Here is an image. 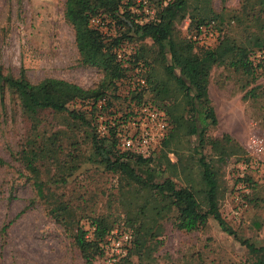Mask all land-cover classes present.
Segmentation results:
<instances>
[{
    "label": "rangeland",
    "instance_id": "obj_1",
    "mask_svg": "<svg viewBox=\"0 0 264 264\" xmlns=\"http://www.w3.org/2000/svg\"><path fill=\"white\" fill-rule=\"evenodd\" d=\"M242 1L182 0L180 7L171 14L170 35L175 38L187 37L194 31L196 20L212 12L221 15L224 21L232 13L240 12ZM63 3L64 0H0V66L14 74L23 68L31 82L53 77L83 88H102L106 95L100 105L105 102L107 106L106 111H95L96 120L92 124L96 123V133L101 135L108 128H114L115 131L124 128L136 138L139 130L147 125L140 112L142 107L164 112L154 106L134 105L130 94H127L128 84L121 85L119 89L106 87L97 69L79 66L72 29L62 17ZM221 28L227 33L224 24ZM250 30L258 31V25L251 26ZM229 31L237 39L245 40L239 28ZM132 43L137 49L145 50L149 48L150 40L135 37ZM150 51H141V58L144 57L150 63V78L153 82L164 80L161 63H152L153 53ZM242 83L243 80H238L225 66L211 69L208 96L213 105L216 124L208 127L207 134L215 138L222 134L228 135L245 152L249 138L258 137L262 140L259 165L256 167L252 164L254 170L251 168L250 172L253 179H257L253 193L255 202L243 211L242 225L231 226L240 238L248 239L255 246H264V77L259 76L248 85H258L259 88L255 89V95L247 93L244 98L242 95L247 88L242 89ZM4 104L5 114L0 122V228L4 224L6 228L3 233L0 232V264H87L72 245L69 231H65L48 216L43 202H33V189L25 179L26 171L21 167L17 155L27 130L26 122L21 120L7 94ZM79 106L75 104V107ZM123 113L127 114L124 116ZM120 115L124 117L120 118ZM41 117V131L60 130V140L56 144L62 145L64 152L71 149L69 141L77 137L79 130L84 129L81 126L79 130H69L67 120L60 114L45 112ZM164 134L149 140L142 148L144 155L155 147L150 155L154 161L160 162L164 176L171 177L177 186L201 190L200 167L196 161L198 156L193 149L194 139L176 131L175 135L169 137L168 145L161 150L160 141ZM231 146L233 151L227 149V143L220 141L212 150L209 146L202 149L205 161L216 173L217 206L225 220L229 208L234 204L227 194L231 178L238 171L239 165L247 163L241 160L247 153L244 155ZM80 149L84 153L89 152L87 144L81 145ZM221 149L223 153H220ZM61 157L59 155L56 159L43 161L45 168L40 169L43 179L44 176L54 177L59 174L57 164ZM45 170L47 173H43ZM48 192L53 196L62 194V199L71 204L73 220L85 229L90 219L98 215L117 226H125V215L131 220L135 218L132 228L142 221L145 230L136 235L139 249L130 256L134 264H250L254 258L243 246L223 233L211 218L207 220L204 230L188 234L178 232L171 226L170 221L174 216L172 209L162 211L153 220L151 207L155 205V199L151 192L126 183L119 175L103 172L85 158L66 176L65 183L58 181L51 184ZM197 197H200V193ZM256 224H259L258 228ZM115 230L122 231L117 228ZM120 258L114 264H124ZM88 264L111 263L107 262L102 253Z\"/></svg>",
    "mask_w": 264,
    "mask_h": 264
},
{
    "label": "trees",
    "instance_id": "obj_2",
    "mask_svg": "<svg viewBox=\"0 0 264 264\" xmlns=\"http://www.w3.org/2000/svg\"><path fill=\"white\" fill-rule=\"evenodd\" d=\"M164 1L165 5L162 6ZM145 2L153 11L158 8L156 13L145 14L142 3L135 0H64L62 17L72 29L79 66L97 69L101 73V82L106 87L119 89L121 85L128 84L127 94H130L134 105L154 106L164 112L166 131L160 141L161 150L168 145L169 137L175 135L176 131L194 139L193 149L198 156L196 161L200 167L201 190L177 186L171 177L164 176L160 162L154 161L150 155L155 147L144 155L119 148L114 128H108L104 135L96 133V123L92 124L96 120L95 111H106L107 106L105 102L100 105L106 95L102 88H83L53 77L31 82L23 68H19L14 74L0 66V122L5 114L4 97L7 94L21 120L26 122L27 130L25 129L17 155L21 167L26 171L25 179L33 189L32 200L43 202L48 216L65 231H69L72 245L87 264L94 257L102 255L101 243L104 237L116 228L130 235L126 254L120 259L124 264H134L130 256L139 249L140 243L136 235L145 230L142 221L132 228L135 218L131 220L125 215V226L121 224L123 227H118L121 225H113L98 215L90 219L88 228L85 229L73 220L70 202L63 200L62 194L53 196L48 192L51 184L58 181L65 183L66 176L85 158L95 163L103 172L119 175L126 183L151 192L155 199V205L151 207L153 220L162 211L172 209L174 216L170 221L171 226L178 232L188 234L204 230L207 220L211 218L223 233L254 257L250 264H264V246H255L248 239L240 238L231 226L242 225L243 211L255 202L253 193L257 179H253L250 173L251 168L254 170V166L250 164L252 158L245 155L244 149L228 135L222 134L215 138L207 134L208 127L216 124L213 105L208 96L211 69L225 66L238 80H243L241 88L247 89L242 98L259 88L258 85L248 87L251 82L259 76L264 77V0H243L240 12L232 13L224 21L221 15L213 12L198 18L195 27L208 26L210 21L213 22L212 28L216 30L217 36L210 45H201L190 37L175 38L170 35L171 14L180 7L182 0ZM223 24L228 29L227 33L221 28ZM255 24L258 25V31L250 30ZM237 28L243 31L245 40L237 39L230 33L229 30ZM135 37L150 40L149 48L145 50L150 49L149 53H153L152 63H161L164 80H151L150 63L144 57L141 58V51L144 53L145 50L133 46ZM76 103L80 106L75 107ZM45 112L62 115L71 131L84 126L82 131H78L77 137L69 141L70 150L64 152L62 145L56 144L60 140V130H40L41 115ZM220 141L227 143L229 151H233L231 144L237 151H242L245 156L241 160L247 162L242 177H232L227 190L230 199L233 192L240 195L239 217L233 219L228 214L227 221L221 216L217 206L216 173L202 155L205 146L212 150ZM83 144L88 145V153L81 151ZM220 153H223L222 149ZM59 155L62 156L57 164L59 174L54 177L44 176L43 179L40 175V169L45 168L43 161L56 159ZM163 157L168 162L165 154ZM152 162L155 165L151 166ZM259 162L257 160L256 167ZM239 182L248 188L247 193L236 189ZM258 227L259 224H256V228ZM5 228L6 224L2 225L0 232L3 233ZM149 235L152 236L151 233Z\"/></svg>",
    "mask_w": 264,
    "mask_h": 264
},
{
    "label": "built area",
    "instance_id": "obj_3",
    "mask_svg": "<svg viewBox=\"0 0 264 264\" xmlns=\"http://www.w3.org/2000/svg\"><path fill=\"white\" fill-rule=\"evenodd\" d=\"M136 2H141L143 5V12L145 14L152 15L153 9L148 8L145 0H135ZM165 5V1L162 3V6ZM213 22L210 21L208 26L197 25L194 31L188 35L191 39H196V41L201 45H210L216 38L217 32L212 28ZM145 119L147 125L139 130L138 136L136 138L129 135L124 128L116 130L115 136L117 137L120 148L123 150H133L138 153L144 154L142 148H144L149 140H153L154 136H162L166 129L165 116L161 111H156L154 109H149L147 107H142L140 111ZM101 135H104L106 131H103ZM263 144L262 140L258 137H251L246 143V153L252 158L250 164L256 165L259 155L262 152ZM246 165H239L238 171L234 177H242L243 171ZM236 189L240 190L242 193H247L248 188L242 182L236 184ZM240 195L236 192H233L231 200L234 204L229 208V215L233 219L239 217L240 211ZM130 244V235L125 231H117L115 229L109 231L101 243L102 253L106 257L108 263L114 264L119 259L126 254V250Z\"/></svg>",
    "mask_w": 264,
    "mask_h": 264
}]
</instances>
